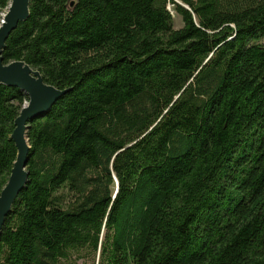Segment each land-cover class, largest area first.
<instances>
[{
	"label": "trees",
	"instance_id": "1",
	"mask_svg": "<svg viewBox=\"0 0 264 264\" xmlns=\"http://www.w3.org/2000/svg\"><path fill=\"white\" fill-rule=\"evenodd\" d=\"M2 57L64 92L0 264H264V0H30ZM25 101L0 84V192Z\"/></svg>",
	"mask_w": 264,
	"mask_h": 264
},
{
	"label": "water",
	"instance_id": "2",
	"mask_svg": "<svg viewBox=\"0 0 264 264\" xmlns=\"http://www.w3.org/2000/svg\"><path fill=\"white\" fill-rule=\"evenodd\" d=\"M29 4L30 0H10L0 20V84L13 88L27 97V101L21 106L14 120V129L11 133L16 156L7 182L0 192V232L17 194L27 181L28 122L42 115L64 92L46 83L41 72L25 61L12 60L7 63L3 61L2 51L8 34L28 18Z\"/></svg>",
	"mask_w": 264,
	"mask_h": 264
},
{
	"label": "rangeland",
	"instance_id": "3",
	"mask_svg": "<svg viewBox=\"0 0 264 264\" xmlns=\"http://www.w3.org/2000/svg\"><path fill=\"white\" fill-rule=\"evenodd\" d=\"M5 12H6V9H5ZM172 15H173L174 27H176V28L180 27L181 26V21H180L179 16L175 12H172ZM24 103H22L21 105H23Z\"/></svg>",
	"mask_w": 264,
	"mask_h": 264
}]
</instances>
